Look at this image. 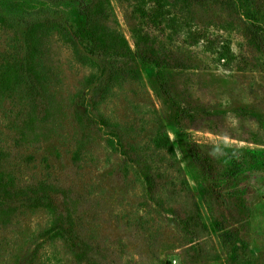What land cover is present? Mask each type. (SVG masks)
<instances>
[{
  "label": "rangeland",
  "instance_id": "374dc122",
  "mask_svg": "<svg viewBox=\"0 0 264 264\" xmlns=\"http://www.w3.org/2000/svg\"><path fill=\"white\" fill-rule=\"evenodd\" d=\"M0 209V264H264V0H0Z\"/></svg>",
  "mask_w": 264,
  "mask_h": 264
},
{
  "label": "trees",
  "instance_id": "16d2710c",
  "mask_svg": "<svg viewBox=\"0 0 264 264\" xmlns=\"http://www.w3.org/2000/svg\"><path fill=\"white\" fill-rule=\"evenodd\" d=\"M157 1L159 2V0ZM99 14H101V8L88 7L84 12V19L86 22L97 21L100 18ZM92 38L95 40L94 36H92ZM136 46L138 50V55L140 57L153 61L154 63H156L157 66H162L165 63L164 57L156 53V51L152 47L141 45L139 42L136 44ZM113 52L114 54L120 56L129 55L128 46L122 40L118 41V45L114 48ZM3 213L4 211L0 209V218L2 217Z\"/></svg>",
  "mask_w": 264,
  "mask_h": 264
}]
</instances>
